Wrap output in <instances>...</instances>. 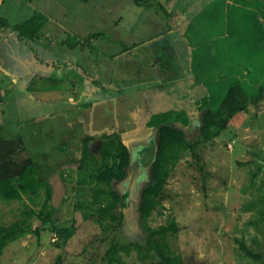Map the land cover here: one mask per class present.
Here are the masks:
<instances>
[{"label":"rangeland","instance_id":"374dc122","mask_svg":"<svg viewBox=\"0 0 264 264\" xmlns=\"http://www.w3.org/2000/svg\"><path fill=\"white\" fill-rule=\"evenodd\" d=\"M202 1L194 3L188 17H179L184 22L188 18L187 25L170 34L181 0H140V5L135 0H2L0 17L9 27L0 28V178L36 165L41 180L52 187L54 216L40 237L27 234L11 242L1 264H54L59 256L62 264H107L106 253L113 245L146 244L150 232L139 207L157 146V132L147 122L152 113H160L152 109L161 100L152 91L168 90V97L162 98L170 102L166 111L184 110L191 125L176 126L196 141L204 98L217 108L235 84L249 96L264 87V37L256 45L248 43L263 27L252 25L251 17L243 26V11L231 14L223 5L207 10V0ZM37 14L44 18V34L34 40L20 37L14 26ZM185 30L194 47L180 32ZM50 34L51 40L44 43ZM99 34L104 35L92 37ZM69 61L78 69L72 70ZM187 66L192 67V76H180ZM82 72L97 81L83 79ZM11 76L12 89L7 86ZM41 77L45 80L39 83ZM64 79H73L75 85L78 80L87 91L85 100L77 101L78 108L88 109L96 97L91 91L98 86L109 107L116 103L112 100H119L116 111H100L96 131L78 132L69 119L76 105L61 86ZM143 92L147 93L142 103ZM23 97L26 102L21 106ZM63 108L66 121H60ZM44 114L51 116L36 118ZM114 132L132 152L126 180L111 186L79 185L76 156L62 155L59 149L71 147L85 134L96 137L90 145L97 152L100 138ZM198 152L201 162L190 151L182 154L165 187L166 197L147 225L157 229L175 220L179 232L169 236V243L185 264H264L246 256L239 244L244 241L252 252L264 255V99L249 104ZM102 190L105 195L98 193ZM111 191L128 195L129 207L117 231L111 230L110 221L105 230L91 217L111 201ZM42 195L9 203L0 200V227L17 222L26 210H41L44 191ZM37 225L39 221L31 226ZM119 256L125 264L160 261L155 254L141 261L135 250Z\"/></svg>","mask_w":264,"mask_h":264},{"label":"trees","instance_id":"16d2710c","mask_svg":"<svg viewBox=\"0 0 264 264\" xmlns=\"http://www.w3.org/2000/svg\"><path fill=\"white\" fill-rule=\"evenodd\" d=\"M135 2L140 5V0H135ZM43 19L41 15L37 14L14 26V29L20 37L34 40L41 34L44 26ZM8 25L7 20L0 17V28L9 27ZM103 35H93L92 37L96 39L103 37ZM263 99L264 87L256 96H249L239 83L229 87L217 108H214L210 98H204L200 105L201 126L199 138L196 141H190L186 133L176 126L178 123L185 127L190 125V119L184 110L161 112L150 117L147 127L156 130L157 146L151 166V180L143 190L139 207L141 221L145 229L150 232V237L145 245H113L106 253L107 264H125L119 254L121 252L129 254L132 250L138 253L141 261H145L155 254L160 259L156 264H185L180 255L172 252L169 243V236L179 232L175 220L171 221L169 225L157 229L150 228L147 225L148 220L166 197L165 187L182 154L190 151L193 158L197 162H201L199 147L204 143L213 141L226 131L231 119L246 112L249 104H257ZM95 139V136H83V138L75 141L71 147L60 149L62 153L76 156L79 162L77 167L79 185L97 183L100 186H111L113 182L126 180L132 162V152L125 139L118 133L104 134L100 138L101 145L97 152L90 145ZM43 191L45 202L41 210H26L17 222L10 226L0 227V258L4 249L11 242L27 234H35L40 237L41 232L54 216L51 207L52 187L41 180L40 170L36 165L26 167L19 175L0 178V200L5 203L22 201L25 197L39 199L43 197ZM98 193L100 195L106 194L103 190ZM108 196L111 201L99 208L91 217L105 230L107 229L105 223L110 221L111 230L117 231L122 228L125 209L129 207L128 195L111 191ZM36 221H39L40 225L32 227L31 225ZM239 244L246 256L255 261H264V255L252 252L244 241L239 242ZM54 264H62V257L59 256Z\"/></svg>","mask_w":264,"mask_h":264},{"label":"crops","instance_id":"0c3cea01","mask_svg":"<svg viewBox=\"0 0 264 264\" xmlns=\"http://www.w3.org/2000/svg\"><path fill=\"white\" fill-rule=\"evenodd\" d=\"M201 1L202 0H181V2H180L181 4L178 7L179 8V11H178L179 14H178L177 19L175 20L176 17L175 18L174 17L171 18V20L174 21V25H171L172 26V29L169 27V33L170 34L174 33L173 31L176 32L178 26H186L187 25V22L186 21H187L188 18L184 22V21H178L179 17H181L183 15H186V17H188V14L192 10L194 3H198V2H201ZM202 3H203V1H202ZM205 3L207 4V10L208 9H212V8H217V5H223L224 7H228V9L230 10V13L231 14L232 13L233 14L234 13H238V12L240 13L241 11H243V12H241V13H243L245 15V18H244L245 20L243 19L241 21V24H243V26L245 24H248L249 17H251L252 25H254L253 22H256V25L257 24H260V26L263 27V28L260 29L261 33L259 34L256 31L257 34H254L253 37H250V41L248 40V43L251 44V43H254L255 42L254 45H256L257 40L260 41L261 39H263L264 33L262 34V32H264V0H207V1H205ZM1 4H2V0H0V5ZM252 17H255V20L256 21L255 20L253 21L252 20ZM181 24H184V25H181ZM247 30L251 31V26H249V28ZM42 31H43V29H42ZM42 31H41V35L44 34V33H42ZM180 32L182 34H185V36L190 41H192V46H193L194 45V42H193V40H191L188 32L186 30L185 31H180ZM49 36H50V38H48V39L46 38V40L44 39V43H45V41L46 42H49L51 40V34ZM170 39H169V41L174 42V44L177 43V39L175 37H173V39H172V37H170ZM37 40H39V39H37ZM250 44H249V46H247L249 49L253 48V46L250 45ZM118 45H119V43H118ZM46 47H51V49H52V46L46 45ZM76 47H73L71 49H76ZM184 47L186 49H188V51H189L190 47L187 46L186 42L184 43ZM46 49H49V48H46ZM179 54H181V53H179ZM180 59L182 61V58H180ZM69 66L72 68V70H74L75 68L78 69L77 66H74L73 64H71V61H69ZM187 69H188V71L181 73L180 76H182V77H186V76L188 77V76H190L191 77L192 76V73H193V69H192V67H190V70H189L188 66H187ZM81 75H82L83 79H88V80L93 79V78H89V74L87 72H82ZM44 80L45 79L43 77H41L39 83H42V81H44ZM71 80H73V79H68V80L64 79V80H62L60 82L61 83V86L63 88L69 90V92H70V94H69V100L76 105V106H74L75 108L73 107L74 109L73 108L70 109V110L73 109L74 115L70 116L69 119L72 120V122L75 124V127L74 128L78 132H81V131H86V132L96 131L97 128H99V127H97L95 125V120H96V118H98L99 112L100 111L106 112V113L110 112V113L114 114V111H116V110H114L115 109L114 107H116L115 104L118 103L119 100L117 102V100H112L110 98V102L112 100L113 102H116V103L114 104V106L111 103V107H109L110 103L107 101V99H106L107 97H105V96L102 95L103 92L101 91L100 87L97 86V88H93L92 91H91V93L95 94L96 97H94L93 100L91 99L89 101V103L91 105L88 107V109H85V111H84L83 109L78 108L77 107V104H78L79 101L85 100V96L88 95L87 94V91L86 90L82 91L83 90V87H82L83 85L78 80L75 81V82H77L76 85L75 84H72L73 82H71ZM13 81H15V80H12V76H11V78H10V84H7V86L10 87V89H12V83H13ZM91 81L92 82L93 81L95 82V81H97V79L91 80ZM26 90H28V89L25 88V91L23 92L24 94L26 93ZM71 90H72V93H71ZM20 92H22V91H20ZM152 92H154V95L155 96H157V97H159L161 99L160 100V103H159L160 104L159 107H157V109H152V110H156L155 112L158 111L160 113L161 112H167L166 109L170 106V102H168V101H166V99H162V98H164V96L165 97H168V90H165V88L164 89H155ZM143 93L144 94L141 96L142 103L144 101V97H145V94L147 92H143ZM9 95L12 96V92H10ZM98 99H100V101ZM11 101H12V99H11ZM2 102H3V100L0 101V103H2ZM24 102H26L25 101V97H23V100L20 103L21 106H24V104H25ZM1 106H2V108L4 107L3 105H1ZM126 108H128V106H126ZM65 111H66V109H64V108L62 110H59V112H60V121L61 120L66 121L68 119L67 116H65V115H63L64 118H62V114H64ZM155 114H158V113H155ZM152 115H154V113H152L150 115V117ZM46 116L49 117V116H51V114H44L42 116L39 115L36 118L42 119V118H44ZM35 119H32V120H35ZM93 122H94V124H92ZM65 125L66 124L63 122V125L62 126L63 127H66ZM190 125H191V120H190ZM189 126H187V127H189ZM66 128L68 129L69 127H66ZM114 133H117V132H114ZM84 135L85 134H83V136ZM70 136L71 135H69V132H67V136H66L67 137V139H66L67 141H69L68 138H70ZM66 140H64L63 142L65 143ZM62 148H68V145H63V147H61L60 149H62ZM60 149H59V151H60ZM60 154H62V155L65 154L66 155L67 153L60 152ZM68 157H72V156H68ZM6 177H8V176H6Z\"/></svg>","mask_w":264,"mask_h":264}]
</instances>
